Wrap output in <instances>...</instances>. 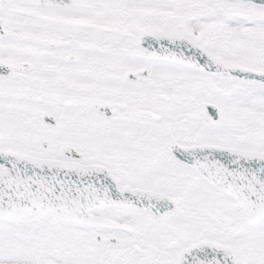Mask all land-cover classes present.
Masks as SVG:
<instances>
[{
    "label": "snow or ice",
    "instance_id": "obj_1",
    "mask_svg": "<svg viewBox=\"0 0 264 264\" xmlns=\"http://www.w3.org/2000/svg\"><path fill=\"white\" fill-rule=\"evenodd\" d=\"M0 264H264V0H0Z\"/></svg>",
    "mask_w": 264,
    "mask_h": 264
}]
</instances>
